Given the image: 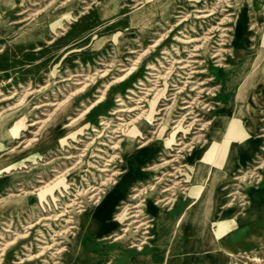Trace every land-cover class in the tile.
I'll return each instance as SVG.
<instances>
[{"label":"rangeland","instance_id":"rangeland-1","mask_svg":"<svg viewBox=\"0 0 264 264\" xmlns=\"http://www.w3.org/2000/svg\"><path fill=\"white\" fill-rule=\"evenodd\" d=\"M172 1L171 8H163L162 0H118L102 10L106 0H18L1 12L0 133L6 137L0 139V161L26 150L38 134L37 122L58 119L47 150L22 153L24 162L0 173V264L62 260L61 253L69 252L67 240L76 231L78 204L96 206V200L90 203L89 197L103 188L101 183L111 174L117 178L126 171L121 163L126 147L150 146L152 154L139 164L146 175L129 193L138 197L122 200L125 204L137 205L144 199L143 192L156 185L174 188V196L167 197L183 206L197 202L211 177L217 190L235 184L240 190L232 192L248 201L244 187L251 184L254 173L263 170L254 169L264 166V123L253 132L248 127L264 120V0ZM153 3L157 7L149 17L145 13ZM46 13L53 21L43 37L23 39L24 29ZM238 22L242 40L235 44ZM237 50L240 56L233 61ZM224 83L231 88L227 94L225 90V101ZM117 109L121 111L112 114ZM226 111V127L209 144V133L218 131L215 123L225 118ZM174 130L176 143L181 145L169 142ZM246 139L254 143L248 158L238 145ZM203 150L205 158L190 157ZM230 161L235 162L230 175H245L243 181L231 183L232 176L225 180V165ZM155 179H161V184ZM183 179L187 182H180ZM256 182L253 188H258ZM232 199H224L213 210L212 228L225 240L234 236V223L216 221ZM156 202L154 198L153 208L144 205V216L150 215L151 220ZM164 204L163 211L170 212L174 202ZM117 206L120 209L124 204ZM113 212L117 215L121 209ZM243 213L240 208L231 219ZM153 225L154 221L149 226ZM260 226L264 231V223ZM124 229L110 228L94 236V246H100L95 264H116L120 261L116 249L134 251L130 247L143 243L140 239L116 247ZM179 229L174 226L172 231L176 234ZM150 234L145 238H151L153 231ZM262 237L252 247L229 248L228 264H264ZM242 243L249 244L245 239ZM173 254L167 252L166 259Z\"/></svg>","mask_w":264,"mask_h":264},{"label":"bare ground","instance_id":"bare-ground-1","mask_svg":"<svg viewBox=\"0 0 264 264\" xmlns=\"http://www.w3.org/2000/svg\"><path fill=\"white\" fill-rule=\"evenodd\" d=\"M18 0H0V15L2 11H5L9 8H11L14 4L17 3ZM35 1V0H34ZM118 0H106V2L102 5V10H107L113 6H115L116 2ZM29 2V1H28ZM38 4L37 3H32L31 6L36 7ZM44 5V4H43ZM162 7L166 8L169 7L171 8L173 6V1L172 0H162ZM83 6V5H82ZM27 7V6H26ZM156 4L153 3L150 5L149 10L145 13L147 16H151L152 11L156 9ZM36 9V8H35ZM28 11V10H27ZM31 11V10H30ZM71 11V10H70ZM68 12V11H67ZM28 13V12H27ZM195 14V13H194ZM204 14V13H203ZM225 14V13H224ZM67 15V14H64ZM139 15V14H138ZM196 15V14H195ZM26 17V16H25ZM52 16L48 13L42 15L40 18H37L34 20L24 31L22 32L21 37L25 40H38L43 37V35L46 32V28L49 22L52 20ZM61 18V17H60ZM65 18V17H64ZM16 20V19H15ZM18 20V19H17ZM74 20V19H73ZM14 21V20H13ZM53 21V20H52ZM63 23V22H62ZM2 21L0 20V28H2ZM60 29V28H59ZM236 39H235V44L236 41L242 40V32L240 28V23L238 22L236 24ZM227 34V33H226ZM183 35V34H182ZM195 37V36H194ZM170 44V43H169ZM115 46V45H114ZM214 46V45H213ZM37 48V47H36ZM264 49V48H263ZM162 50V49H160ZM165 51V50H164ZM261 51V50H259ZM264 51V50H262ZM119 52V51H118ZM260 53V52H259ZM134 54V53H133ZM137 55V54H136ZM161 56V55H160ZM234 57L232 58L233 61H235L239 56L240 53L239 51H235ZM184 59V58H183ZM195 59V58H194ZM160 62V61H159ZM264 62V61H263ZM183 64V63H182ZM181 64V65H182ZM161 65V64H160ZM125 66V65H124ZM168 66V65H167ZM179 66V65H178ZM131 67V66H130ZM123 68V67H122ZM130 69V68H129ZM160 69V68H159ZM166 71V70H165ZM164 71V72H165ZM184 71V70H183ZM170 72V71H169ZM257 72V71H256ZM89 73V72H88ZM78 74V73H77ZM87 74V73H86ZM52 75V74H51ZM70 75V74H69ZM156 75V74H155ZM161 75V73H160ZM53 76V75H52ZM79 75L73 76L77 77ZM123 76V75H122ZM62 77V76H61ZM121 78V75L119 76ZM160 77V76H159ZM202 77V76H201ZM252 77V76H251ZM118 78V77H117ZM119 78V79H120ZM146 78V77H145ZM204 78V77H203ZM167 79V78H166ZM53 80V79H52ZM112 80V79H111ZM230 80V79H229ZM250 80V79H249ZM54 81V80H53ZM245 81V80H244ZM252 81V80H251ZM244 83V82H243ZM167 84V83H166ZM172 84V83H171ZM184 84V83H183ZM242 84V83H241ZM58 85V84H57ZM163 86V85H162ZM180 86V85H179ZM244 86V84H243ZM79 87V86H78ZM175 87V86H174ZM245 87V86H244ZM247 87V86H246ZM34 88V87H33ZM104 88V87H103ZM127 88V87H126ZM199 88V87H198ZM243 88V87H242ZM157 89V88H156ZM230 86L227 83L225 87L224 83V94H223V100L225 101V90L226 94L230 90ZM143 90V89H142ZM238 90V89H237ZM160 91V90H159ZM196 91V90H195ZM23 92V91H22ZM26 92V91H25ZM155 92V91H154ZM264 93V90L261 91V94ZM68 95V94H67ZM236 95V94H235ZM245 95V94H244ZM117 96V95H116ZM228 96V95H227ZM250 96V95H249ZM8 97V96H7ZM20 97V96H19ZM139 97V96H138ZM180 97V96H179ZM194 97V96H193ZM257 97V96H256ZM263 97V96H262ZM118 98V97H117ZM155 98V97H154ZM159 98V97H158ZM59 99V98H58ZM163 99V98H162ZM192 99V98H191ZM236 99V98H235ZM250 99V98H249ZM18 100V99H17ZM172 100V99H171ZM263 100V99H262ZM58 101V100H57ZM120 101L121 100H117ZM46 102V101H45ZM204 102V101H203ZM13 103V102H12ZM19 103V102H18ZM170 103V101H169ZM186 103V102H184ZM261 104V103H260ZM121 105V104H119ZM136 105V104H135ZM253 105V104H252ZM37 106V105H36ZM44 106H48V104H44ZM93 106V105H92ZM89 107L88 110L90 108ZM55 107V106H54ZM163 107V106H162ZM212 107V106H211ZM256 107V106H255ZM125 108V107H124ZM159 108V107H158ZM188 107H182L181 110H185ZM12 111V110H11ZM87 111V110H86ZM121 110L117 109L112 112V114H115L117 112H120ZM177 111V110H176ZM188 111V110H187ZM225 111V109H223ZM9 112V111H8ZM136 112V111H135ZM140 112V111H139ZM162 112V111H161ZM168 112V110H167ZM180 112V111H179ZM195 112V111H194ZM138 114V113H137ZM136 114V115H137ZM167 114V113H166ZM218 114V113H217ZM227 111L225 112V118H221L218 122H216L215 128L218 129V131H212L209 133V137L211 139V142L209 144H212L213 141H216L217 137L220 135V132L224 130L226 127V119H227ZM158 115V114H157ZM254 115V114H253ZM25 116V115H24ZM182 116V115H181ZM123 118V117H122ZM9 119V118H8ZM57 119L58 117L55 118H48L45 121L42 122H37L40 124V127L38 129V134H35V139L33 142L27 143L26 145V150L25 151H18L10 156L2 159L0 161L1 163H4V170H0L1 172H5V169H8L10 165H18L22 162L25 161L26 156L22 155V153H27V152H34L37 151L40 152L44 149H48L49 145L52 143H49V141H53L54 137V131L57 126ZM73 119V118H71ZM70 119V120H71ZM225 119V121H224ZM178 120V119H177ZM231 120V119H230ZM188 121V120H187ZM224 121V122H222ZM256 121V120H255ZM14 122V121H13ZM12 122V123H13ZM117 122V121H116ZM231 122V121H230ZM167 123V122H166ZM179 123V122H178ZM225 123V124H224ZM236 123V121H235ZM261 123H264V120H257L254 124V127H251L249 125V130L250 132H253L254 129L258 125H261ZM14 124V123H13ZM102 124V123H101ZM114 124V123H113ZM203 124V123H202ZM201 124V125H202ZM231 125V123H230ZM92 126V125H91ZM117 126V125H116ZM161 126V125H160ZM68 127V126H66ZM125 127V126H124ZM165 128V127H164ZM180 128V127H179ZM186 128V127H185ZM206 128V127H205ZM8 129V128H7ZM85 129V128H84ZM111 129V128H110ZM113 129V128H112ZM128 129V128H127ZM230 129V128H229ZM228 130V129H227ZM7 131V130H6ZM264 131V130H262ZM225 132V131H224ZM125 133V132H123ZM169 133V132H168ZM175 130L172 131L171 134V139L170 143L175 144L176 139L174 137ZM253 134V133H252ZM15 135V134H14ZM66 135V134H65ZM195 135V134H194ZM16 136V135H15ZM141 136V135H140ZM145 136V135H144ZM6 136H4L3 133H0V139H5ZM154 137V136H153ZM182 137V136H181ZM15 138V137H14ZM224 138V137H223ZM234 138V137H233ZM31 139V138H30ZM69 139V138H68ZM138 139V138H137ZM158 139V138H157ZM161 139V138H160ZM90 140V139H89ZM99 141V140H98ZM261 141L262 143L264 142V135L261 136ZM63 140L61 141V143ZM130 142V141H129ZM224 142V141H222ZM105 143V142H104ZM168 143V144H170ZM214 143V142H213ZM2 144V143H1ZM182 143H176L175 145H181ZM254 143L251 142L250 140H242L238 145L241 147V151L239 150L240 153L242 154H247L246 157L248 158L250 155H252V150H253V145ZM116 145V144H115ZM126 145V144H125ZM131 145V144H130ZM149 147V148H148ZM189 147V146H188ZM263 147V146H261ZM100 148V147H99ZM152 147L146 146L143 149L140 150V148L133 149L132 147H126L122 151V161L121 163L126 165V171L122 172L117 178H112L114 174H111L108 179L103 181L100 185V187H103L101 189H97V193H95L93 196H90V203L95 201L93 204H97L96 206H93L92 204H86L83 202H80L78 204V212H76L77 217L76 221L77 224L75 227V233L72 235L73 237L69 240H67L68 245H69V252L66 254L61 253L60 257H63L61 259H57L55 264H95L94 260L95 258L97 259L99 254V247H95L93 243V238L96 234L106 232L110 228H116L119 229L121 227H125L124 229V237L123 239L119 240V242H116V247H119L121 245L126 244L128 241H132L131 243L135 242H140V239L143 240V243H141L140 246L142 245H152L155 247H158L160 249H165L169 247V240H170V233L171 229L174 228V226H178L180 229L178 230V233L180 234H186L189 235L191 232L192 234L195 233L192 230H189L190 228H187V224L191 223L193 220L200 218L199 211H197V214L194 217V212L198 209L199 205L198 203L205 202L208 198L209 201L213 205H217L221 202H228L230 198H233L231 200V203H229L225 208H223V212L220 214V219L219 221H216L217 223H220L222 221L227 222H233L236 229L234 236H230L228 239L225 240V244L223 240H209L207 242L208 250L211 252H208L205 254V256H202V253L196 252L195 249L189 250L185 249L186 252H188V258L191 260L197 262V264H228L229 260L227 258V252L228 249H235L238 250L242 247L249 246L252 247L255 244L254 241V234H259L262 233L263 237L262 239L264 240V231H262L259 226H255V224L259 223H264V166H260L255 168V171H259L260 173L261 168L263 169L260 174L254 173L253 174V179L250 182L255 181V179L258 181L254 185H258V188H253L251 184L249 186H245L244 188L247 189L248 192V201H244L241 199L242 196L239 197L241 194H237L236 192H232L233 190H240L237 185L235 184H230V185H225V188L221 190H217L213 185V177L208 178L209 183L207 182L205 189L203 191V195L199 200L196 201H189L186 204H184V208L182 209V205L180 202H175L174 199L170 198L169 196H174V188L172 187H163L162 189L159 188V186H153L152 188H149L148 190L144 191L143 194L144 198L140 203L137 205H134L129 201L130 204H125L123 203L122 200H125L127 198H130L131 200H135L138 196L137 195H130L131 191L133 190L134 185H139L141 182V178H143L146 174L143 173L142 171L139 170V164L146 158L149 154L151 153ZM1 150V149H0ZM102 150V149H101ZM150 151V152H149ZM77 152V151H76ZM109 152V151H108ZM115 152V151H114ZM70 153V152H69ZM72 153V152H71ZM174 154V153H173ZM207 155V152L203 151H194L190 155L191 158L195 157H200V158H205ZM27 155V154H26ZM97 155V154H96ZM205 155V156H204ZM38 156V155H37ZM52 156V155H51ZM204 156V157H203ZM53 157V156H52ZM103 157V156H101ZM109 157V156H108ZM223 157V156H222ZM47 158V157H46ZM225 158V157H224ZM92 159V158H91ZM261 159V158H260ZM11 161V162H10ZM61 161V160H60ZM199 161V160H197ZM33 162V160H32ZM76 162V161H75ZM103 162V161H102ZM11 163V164H10ZM16 163V164H15ZM74 163V162H73ZM71 163L72 165H74ZM234 161H230L227 165H225V175L226 178L225 180L230 179L231 177V183L234 182H240L243 181L244 176L237 177L235 174L230 175L231 173L234 172L235 166ZM71 165V166H72ZM210 165V164H209ZM10 166V167H12ZM148 166V165H147ZM176 166V165H175ZM103 169V168H102ZM155 169V168H153ZM187 170V169H186ZM113 171V170H112ZM172 171V170H171ZM93 172V171H92ZM176 174H180L181 171L178 170L175 171ZM237 173V172H236ZM174 174V173H173ZM57 175V174H56ZM182 175V174H181ZM104 176V175H103ZM109 176V175H108ZM170 178L175 179L173 176L174 175H167ZM179 176V175H178ZM207 176V175H206ZM228 176V177H227ZM200 177V176H199ZM39 178V177H38ZM49 179V178H48ZM59 179V178H57ZM172 179V180H173ZM158 180V184H161V179H155ZM197 180V178H196ZM55 181V180H54ZM176 181V180H175ZM20 182V181H19ZM87 182V181H86ZM101 182V181H100ZM180 182H187L186 179L181 180ZM46 183V182H45ZM153 183V182H152ZM156 183V184H157ZM229 183V182H226ZM66 184V183H65ZM39 185V184H38ZM51 185V184H50ZM151 185V184H149ZM170 185V184H169ZM182 185V184H181ZM40 186V185H39ZM78 186V185H77ZM143 186V185H142ZM183 186V185H182ZM181 186V187H182ZM24 188V187H23ZM44 188V187H43ZM83 188V187H82ZM140 188V187H139ZM189 188V187H188ZM209 188V190H208ZM34 189V188H33ZM138 189V188H137ZM201 189V188H200ZM28 190V189H27ZM31 190V189H30ZM69 190V189H68ZM76 190V189H75ZM208 190V191H207ZM25 191V190H23ZM60 191V190H59ZM180 191V190H178ZM187 191V190H186ZM66 192V191H65ZM199 193V192H198ZM93 194V193H92ZM47 195V194H46ZM53 195V194H52ZM48 196V195H47ZM3 197V196H2ZM156 198L157 202L154 204L155 206V213L153 214V218L151 220L150 215L149 216H144L146 213L145 211V206L146 207H152V202L153 199ZM183 198V197H182ZM72 199V198H71ZM129 199V200H130ZM152 199V200H151ZM56 201V200H55ZM64 201V200H63ZM73 201V200H72ZM174 202V205L172 206V213L171 212H164L163 209L161 208V205L163 203L165 205H169ZM60 204V203H59ZM65 204V203H64ZM118 204H124V207L120 208L121 212L117 215H112L114 214V210H120L117 208ZM36 205V204H34ZM51 205V204H50ZM76 205V204H75ZM145 205V206H144ZM43 208V207H42ZM47 208V207H46ZM153 208V207H152ZM240 208H242V211H244L243 214L240 216H237L236 218H232V215L235 211H238ZM134 209H139L136 210L135 212L133 211ZM44 210V209H43ZM42 210V211H43ZM58 210V209H57ZM65 210V209H64ZM132 210V211H131ZM170 211V210H169ZM208 211V210H207ZM36 212V211H35ZM59 213V212H58ZM152 213V211H151ZM214 213V211H213ZM50 215V214H49ZM56 215V214H55ZM68 216V215H66ZM71 216V215H69ZM111 216L114 218L111 219ZM205 216L208 217L209 220H214L213 219V214L211 212H205ZM48 217V216H47ZM61 218V217H60ZM65 218V217H64ZM63 218V219H64ZM141 218V219H140ZM66 220V219H65ZM107 220V221H106ZM37 221V220H36ZM154 221L153 226H149L150 223ZM35 222V221H34ZM106 222V223H105ZM45 223V222H44ZM126 223V226H125ZM128 223V224H127ZM232 223V224H233ZM32 224V222H31ZM134 225H137L134 227ZM70 226V225H69ZM228 227V226H227ZM68 229V228H67ZM213 230V229H212ZM225 230V229H223ZM222 230V231H223ZM229 230V229H228ZM117 231V230H116ZM150 231L154 232L153 237H146L150 234ZM186 231V232H185ZM60 232V231H59ZM198 233L200 231L197 230ZM212 232V231H211ZM218 232V231H217ZM221 232V231H220ZM201 233H207L206 229L203 228ZM223 233V232H222ZM221 233V234H222ZM217 234V233H216ZM239 234V235H238ZM112 237H115V235H112ZM58 239V238H57ZM243 239L249 242L248 245H245V243H242ZM54 242V241H53ZM147 243V244H146ZM173 244V243H172ZM46 245V244H45ZM171 245V244H170ZM138 245H133L130 248L136 249L137 256L134 258H130L127 261V264H141L144 261V258L141 257V255L145 252L143 248ZM66 249V248H65ZM2 251V250H0ZM40 253V252H39ZM128 252H125L123 250H120L119 248L116 249L115 252V257H122ZM132 253V252H131ZM60 254V252H58ZM2 255H0L1 257ZM88 257V258H87ZM234 258V257H233ZM83 261H80V260ZM125 258H121L119 262L116 264H126V262L122 261ZM257 259V258H256ZM199 261V262H198ZM146 264H157L154 261H146ZM160 264H163L160 263Z\"/></svg>","mask_w":264,"mask_h":264},{"label":"crops","instance_id":"crops-1","mask_svg":"<svg viewBox=\"0 0 264 264\" xmlns=\"http://www.w3.org/2000/svg\"><path fill=\"white\" fill-rule=\"evenodd\" d=\"M206 199L207 200L205 202L198 203L199 207L196 210V212H194V214H193L194 217H196L195 215L197 214V211H199V214H197L200 216V218H198L199 220L195 219L191 223L186 225V226H189L188 227V228H190L189 230H192L195 233L192 234L190 232L189 235H186V234L183 235L180 233L174 234L172 229H171L170 240H169V245H168L169 247L167 248V250L165 251V249H160L158 247L147 244L149 247H148V249L145 247L143 248V250L145 252L141 255V257L144 258V261L141 264H146L147 263L146 261H150V260L154 261L157 264H160L162 262H163V264H197L196 260L193 261L187 257L189 254H188V252L185 251V249H188V248H190L189 250L195 249L196 252H198L200 254L202 253V256L204 257L205 254H207L208 252H211L208 250V246H207V242L209 240H211V241L214 239L215 240H223L224 244H225V236L224 237L219 236L217 231H215V229L212 228L214 220H212V219L209 220L208 217L205 216V212L206 213L211 212L213 214V210H215L214 209L215 205H213L209 201L208 198H206ZM195 204H197V202ZM181 208L183 209L184 206L182 205ZM171 211H172V209H170V212ZM222 222L225 223V221H222ZM256 225L259 226V228L261 229L260 223L255 224V226ZM203 228L206 229L207 233H204V234L201 233ZM197 230L200 231V233H198ZM261 234L262 233H259L258 235L254 234L255 235V236H253L254 241L258 240L259 237H261ZM153 236H154V232H153ZM125 252H128V253L125 254L124 256H122L121 258H125L122 261L126 262V264L128 262L127 261L128 259L134 258L137 256L136 250H134V251L133 250L132 251H129V250L126 251L125 250ZM167 252H173L174 253L172 255V258H170L169 260H167L165 257ZM181 257L182 258L186 257L184 262H182ZM121 258L119 257V259H121Z\"/></svg>","mask_w":264,"mask_h":264}]
</instances>
